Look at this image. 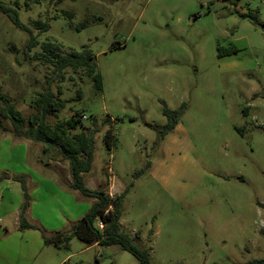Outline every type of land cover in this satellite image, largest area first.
Segmentation results:
<instances>
[{"label":"rangeland","instance_id":"374dc122","mask_svg":"<svg viewBox=\"0 0 264 264\" xmlns=\"http://www.w3.org/2000/svg\"><path fill=\"white\" fill-rule=\"evenodd\" d=\"M0 3L17 8L38 41L27 55L29 32L0 11L1 92L30 115L40 92L61 88L66 105L47 120L55 124L81 110L83 125L99 129L84 182L110 195L128 188L121 226L149 247L153 264L264 258V0ZM39 19L49 29L35 30ZM47 43L63 53L89 46L101 87L82 69L67 68L61 77L53 64L30 57ZM219 46L238 51L220 57ZM164 102L186 105L162 136ZM3 174L0 264H140L120 244L88 245L76 236L61 246L45 241L69 231L95 202L70 186L68 160L58 152L0 130ZM20 176L32 227L20 225Z\"/></svg>","mask_w":264,"mask_h":264},{"label":"trees","instance_id":"16d2710c","mask_svg":"<svg viewBox=\"0 0 264 264\" xmlns=\"http://www.w3.org/2000/svg\"><path fill=\"white\" fill-rule=\"evenodd\" d=\"M17 10L12 5L0 3V11L9 15L17 27L29 32L30 40L25 48V53L29 55L30 51L38 46V41L33 28L19 20ZM65 13L70 17L73 16L72 11H65ZM34 27L35 30L45 31L49 29L50 25L47 21L39 19L34 21ZM218 49L220 57L228 55L232 51L234 53L238 51L237 48H232L230 51L222 46H219ZM30 57L53 64L55 73L61 77H64V71L67 68L72 70L82 69L93 78L97 88L102 85L100 74L97 72L96 55L89 49V46H84L81 50L72 51V53H63L47 43L40 51H34ZM61 94V88L58 89V93H55L49 85L33 101L35 112L25 115L16 107L14 102L10 101L11 98L0 90V130L11 132L16 138H26L41 143L46 153L58 152L61 159L68 160L70 186L80 190L86 197L95 198L91 210L74 223L69 231H57L50 237L45 235V241L48 243L54 242L57 246H61L62 244L67 245L71 238L76 236L88 245L95 243L102 246L120 244L123 247L122 249L131 252L140 264H153L149 247L140 245L135 240L136 237L124 231L121 226L122 199L128 188L124 192L110 195L103 187L92 189L84 182L83 174L89 173L92 168L95 157V139L99 129L83 125L81 110L76 113L79 116L74 115L71 118L57 121L55 124H51L47 120L50 115L58 116L61 109L65 107L67 101L61 97ZM185 105L184 103L179 109H172L164 102L162 112L167 117V122L164 130L161 131L162 136L166 135L180 122ZM244 112L247 113V110L245 109ZM5 119L10 121V126L4 124L3 120ZM112 139H114V133L112 129H109L104 139L106 148L109 150L113 147ZM46 165L49 164L46 163ZM5 177H8V175L3 174L0 176V181ZM14 179L22 183L26 196L19 213L21 228L32 227L26 217V209L29 207L26 180L22 176L14 177ZM98 220L103 221L104 229L97 225ZM262 231L264 233V228ZM243 264H264V258L254 259Z\"/></svg>","mask_w":264,"mask_h":264},{"label":"built area","instance_id":"2783aa9c","mask_svg":"<svg viewBox=\"0 0 264 264\" xmlns=\"http://www.w3.org/2000/svg\"><path fill=\"white\" fill-rule=\"evenodd\" d=\"M97 225H98L100 228L104 229V223H103L102 220H98V221H97Z\"/></svg>","mask_w":264,"mask_h":264},{"label":"crops","instance_id":"0c3cea01","mask_svg":"<svg viewBox=\"0 0 264 264\" xmlns=\"http://www.w3.org/2000/svg\"><path fill=\"white\" fill-rule=\"evenodd\" d=\"M50 162H52V161L50 160ZM69 182H71V178L69 179Z\"/></svg>","mask_w":264,"mask_h":264}]
</instances>
